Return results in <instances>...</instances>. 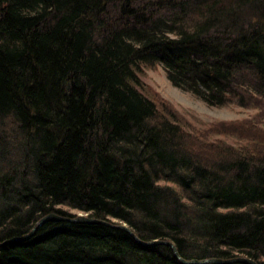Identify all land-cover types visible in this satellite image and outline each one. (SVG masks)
<instances>
[{
  "label": "trees",
  "instance_id": "16d2710c",
  "mask_svg": "<svg viewBox=\"0 0 264 264\" xmlns=\"http://www.w3.org/2000/svg\"><path fill=\"white\" fill-rule=\"evenodd\" d=\"M157 66L254 113L190 121L144 88ZM62 208L185 260L264 264V0H0V264H180L99 225L21 240Z\"/></svg>",
  "mask_w": 264,
  "mask_h": 264
},
{
  "label": "rangeland",
  "instance_id": "374dc122",
  "mask_svg": "<svg viewBox=\"0 0 264 264\" xmlns=\"http://www.w3.org/2000/svg\"><path fill=\"white\" fill-rule=\"evenodd\" d=\"M139 79L144 88L149 87L161 96L166 102L170 103L180 114L186 116L190 121L202 125L214 121H239L248 118L254 113L249 109L227 105L224 107H211L196 99L192 94L181 91L173 87L166 78L165 72L161 67L143 68L140 71ZM139 90L141 88L138 87ZM146 95H148L146 93ZM194 124L196 128L201 126ZM67 215L76 217L82 213L74 210L62 208Z\"/></svg>",
  "mask_w": 264,
  "mask_h": 264
},
{
  "label": "water",
  "instance_id": "95a60500",
  "mask_svg": "<svg viewBox=\"0 0 264 264\" xmlns=\"http://www.w3.org/2000/svg\"><path fill=\"white\" fill-rule=\"evenodd\" d=\"M46 223H68V224H89V225H99L115 230H120L125 233H127L132 240H134L137 244H139L142 247L148 248V247H154L158 245L166 246L172 250V253L174 257L181 263V264H235V263H242V264H256L254 261L245 258V257H236L231 258L228 260H222V259H209V260H202V261H185L183 260L175 246L168 241H151V242H143L140 241L136 235L125 225L122 224H114L105 220L90 218V217H83L81 215L76 217H66V216H59L56 214H49L41 218L38 223L34 226V228L31 230V232L21 240H27L33 236L35 231L40 228L42 225Z\"/></svg>",
  "mask_w": 264,
  "mask_h": 264
},
{
  "label": "bare ground",
  "instance_id": "6f19581e",
  "mask_svg": "<svg viewBox=\"0 0 264 264\" xmlns=\"http://www.w3.org/2000/svg\"><path fill=\"white\" fill-rule=\"evenodd\" d=\"M158 67H160V66H158ZM144 68V67H143ZM148 69V68H147ZM140 74V73H139ZM50 214H55V213H50ZM49 215V214H48ZM56 215H59V214H56ZM59 216H63V215H59ZM81 216H83V217H89L87 214H83L82 213V215ZM43 218V217H42ZM91 218V217H90ZM38 223V222H37ZM36 223V224H37ZM183 259V258H182ZM248 259H250V258H248ZM183 260H185V259H183ZM205 260H209V259H205ZM251 260V259H250ZM185 261H194V260H185ZM196 261H202V260H196ZM253 261V260H252ZM255 262V261H254ZM180 263V262H179ZM256 263V262H255ZM181 264V263H180ZM257 264V263H256Z\"/></svg>",
  "mask_w": 264,
  "mask_h": 264
}]
</instances>
